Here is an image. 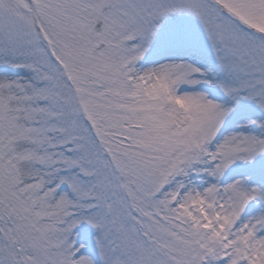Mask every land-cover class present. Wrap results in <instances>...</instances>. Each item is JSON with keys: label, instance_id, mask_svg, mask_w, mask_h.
Masks as SVG:
<instances>
[{"label": "snow or ice", "instance_id": "snow-or-ice-1", "mask_svg": "<svg viewBox=\"0 0 264 264\" xmlns=\"http://www.w3.org/2000/svg\"><path fill=\"white\" fill-rule=\"evenodd\" d=\"M0 264H264V0H0Z\"/></svg>", "mask_w": 264, "mask_h": 264}]
</instances>
